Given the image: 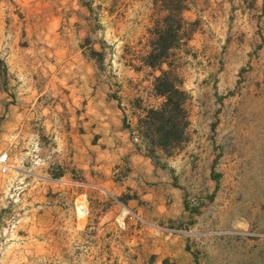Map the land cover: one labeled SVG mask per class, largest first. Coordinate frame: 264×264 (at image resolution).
Returning <instances> with one entry per match:
<instances>
[{"label":"rangeland","instance_id":"obj_1","mask_svg":"<svg viewBox=\"0 0 264 264\" xmlns=\"http://www.w3.org/2000/svg\"><path fill=\"white\" fill-rule=\"evenodd\" d=\"M186 4L165 153L136 131L158 0H0V264H264V0Z\"/></svg>","mask_w":264,"mask_h":264},{"label":"trees","instance_id":"obj_2","mask_svg":"<svg viewBox=\"0 0 264 264\" xmlns=\"http://www.w3.org/2000/svg\"><path fill=\"white\" fill-rule=\"evenodd\" d=\"M163 11L154 19L148 29V49L141 57L144 66L156 69L151 88L153 95L160 99L157 106L140 107L136 131L144 139L146 146L158 147L165 153L177 147L186 139L188 115L185 108L187 92L182 81L161 64L166 63L169 50L178 45L186 35V22L182 11L187 7L186 0H158ZM150 156V151L146 150Z\"/></svg>","mask_w":264,"mask_h":264},{"label":"crops","instance_id":"obj_3","mask_svg":"<svg viewBox=\"0 0 264 264\" xmlns=\"http://www.w3.org/2000/svg\"><path fill=\"white\" fill-rule=\"evenodd\" d=\"M121 154H127L128 166L130 168V174L136 176L141 175L143 171L149 170L150 167L148 157L142 151L135 149L131 144L126 145L124 148L120 147Z\"/></svg>","mask_w":264,"mask_h":264},{"label":"built area","instance_id":"obj_4","mask_svg":"<svg viewBox=\"0 0 264 264\" xmlns=\"http://www.w3.org/2000/svg\"><path fill=\"white\" fill-rule=\"evenodd\" d=\"M8 168L7 156L5 153L0 154V172L3 173Z\"/></svg>","mask_w":264,"mask_h":264}]
</instances>
